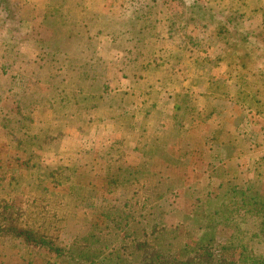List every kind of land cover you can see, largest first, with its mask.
I'll use <instances>...</instances> for the list:
<instances>
[{"label":"rangeland","instance_id":"rangeland-1","mask_svg":"<svg viewBox=\"0 0 264 264\" xmlns=\"http://www.w3.org/2000/svg\"><path fill=\"white\" fill-rule=\"evenodd\" d=\"M261 132L264 0H0V264H264Z\"/></svg>","mask_w":264,"mask_h":264},{"label":"trees","instance_id":"trees-1","mask_svg":"<svg viewBox=\"0 0 264 264\" xmlns=\"http://www.w3.org/2000/svg\"><path fill=\"white\" fill-rule=\"evenodd\" d=\"M247 195V196H246ZM251 191H243L242 193H225L220 196L214 206V210L210 211L211 215L224 220H254L259 218L260 227H255L253 233L256 240L264 239V201L255 196ZM218 199V198H217ZM242 220V221H243ZM234 241H238L236 236H233ZM231 240L232 242H234ZM241 240V239H240Z\"/></svg>","mask_w":264,"mask_h":264},{"label":"crops","instance_id":"crops-1","mask_svg":"<svg viewBox=\"0 0 264 264\" xmlns=\"http://www.w3.org/2000/svg\"><path fill=\"white\" fill-rule=\"evenodd\" d=\"M248 97H247V94H245L244 95V98H242V99H237V98H233V100L236 102V103H238V104H242L246 99H247ZM186 108V107H185ZM184 108V110L183 109H180V113H181V111H182V113H184L186 116L188 115V114H190L191 115V111L192 110H190V109H188V108H186L185 109ZM225 109H230V107L228 108H225ZM231 111V112H230ZM226 112V113H225ZM225 112H221V116H222V120L223 121H225L226 123H227V127L226 128H224L225 129V131L227 132V130H229V135H231V136H236V135H239L240 137H243L244 138V136L245 137H251L252 135H253V131L252 130H250V129H252V126L250 125V128H249V126H247V124L245 123V121H244V124H243V128H242V125L240 126V128L239 129H243L242 131L241 130H239L241 133H239L238 131H234L235 130V124H234V126H233V123H231L232 122V120H235L236 121V114H238L239 112H238V110H236V109H232V110H227V111H225ZM260 116H262L261 115V113L259 114ZM181 118H182V116H181ZM183 119V118H182ZM182 121H180V123H181ZM187 126V123H185V127ZM260 136H264V132H261L260 133ZM183 139L181 140V143H183ZM245 143H240V145H239V148H240V150H242L244 153H245V155H246V151H247V147L248 146H250V144H249V142H246V140H243ZM185 142V141H184ZM196 142H198V139H197V141ZM256 142L258 143V147L261 149V150H263L264 151V145H263V143H262V141H260V140H256ZM260 143V144H259ZM247 144H249L248 146H247ZM202 145V144H201ZM225 150H226V152L227 153H234V150H235V146H229V147H226L225 148ZM231 150V151H230ZM248 152V151H247ZM209 153H212L211 155H208ZM209 153L208 154H205V156L203 157V159H204V162H212V163H214V162H217L219 159H221V158H218V159H215V157H216V152L215 151H209ZM226 156V155H225ZM222 160L223 161H227V162H230V161H234V167H238V168H241V170H246V167L248 166L247 164L249 163V160H246V159H244V158H240L238 161H237V159H235V157H233V156H228L227 158H222ZM238 164V165H237ZM244 165V166H243ZM212 167H213V165H211ZM218 166H221V165H218ZM243 166V167H242ZM243 175H244V173H242Z\"/></svg>","mask_w":264,"mask_h":264}]
</instances>
